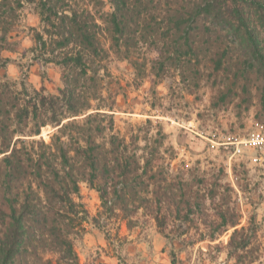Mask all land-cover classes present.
<instances>
[{"label": "trees", "instance_id": "1", "mask_svg": "<svg viewBox=\"0 0 264 264\" xmlns=\"http://www.w3.org/2000/svg\"><path fill=\"white\" fill-rule=\"evenodd\" d=\"M227 2L0 0V69L10 63L2 52L11 50L8 35L17 11L27 4L43 24V33L33 36L35 58L63 72L56 95L45 94L43 87L29 91L24 82L20 89L16 82H0V264H35L44 253L50 255L44 264H79L73 237L87 217L76 201L81 182L98 193L105 213L118 205L127 212L124 198L137 196L131 189L145 191L152 182L157 227L165 225L164 217L157 216L163 201L166 207L175 206L177 217L185 212L188 219L194 205L181 198L183 190L179 196L161 193L160 178L148 169L151 160L142 164L135 153H127V144L114 133L113 121L102 109L88 113L90 100L101 99L88 91L97 88L99 72L106 70L101 64L92 68L87 61L101 63L105 50L99 37L105 34L110 49L124 50V59H130V49L138 44L159 51L153 69L160 78L168 61L196 57L203 33L214 43L231 37L244 44L248 61L257 64L264 79V0ZM221 57L224 53L217 56V65ZM130 61L139 70L137 62ZM227 98L222 94L219 101ZM45 127L56 128L49 143L31 140L27 150L23 138L39 137ZM178 197L179 202H173ZM216 218L211 225L217 235L233 229L227 256L242 263L257 231L254 218L247 228H237L240 216L235 214L219 211Z\"/></svg>", "mask_w": 264, "mask_h": 264}, {"label": "rangeland", "instance_id": "2", "mask_svg": "<svg viewBox=\"0 0 264 264\" xmlns=\"http://www.w3.org/2000/svg\"><path fill=\"white\" fill-rule=\"evenodd\" d=\"M36 33H43V24L34 7L25 4L8 35L13 46L2 52L10 63L0 69V82H16L17 89L24 82L29 91L43 87L45 94L56 95L63 72L35 58ZM201 36L196 57L168 61L160 78L153 69L159 51L138 44L130 49V59H124L123 49L116 53L105 34L99 37L103 60L87 62L106 71L99 72L97 88L88 91L101 98L90 100L88 113L98 108L109 115L127 153H135L142 164L151 160L148 169L160 178V192L179 196L183 190L181 198L194 208L185 219V212L177 217L175 206L166 207L163 201L157 216L164 217L165 225L158 228L152 182L145 191L132 185L135 189L128 191L137 196L124 198L127 212L118 205L108 213L98 193L81 182L76 201L87 217L73 237L79 264H264V153L239 143L256 124L264 131V79L257 64L248 61L244 44L231 37L214 43ZM218 53H224L221 65L216 64ZM222 94H228L223 103ZM55 132L45 127L39 137L23 138L27 150L31 140L49 143ZM219 211L240 216L237 228H247L251 217L255 220L257 231L242 263L227 256L233 229L217 235L211 225ZM47 256L42 254L35 264H44Z\"/></svg>", "mask_w": 264, "mask_h": 264}, {"label": "built area", "instance_id": "3", "mask_svg": "<svg viewBox=\"0 0 264 264\" xmlns=\"http://www.w3.org/2000/svg\"><path fill=\"white\" fill-rule=\"evenodd\" d=\"M239 143L248 145V147L258 151L259 153H264V131L259 128L256 124L255 127L248 134V137Z\"/></svg>", "mask_w": 264, "mask_h": 264}]
</instances>
